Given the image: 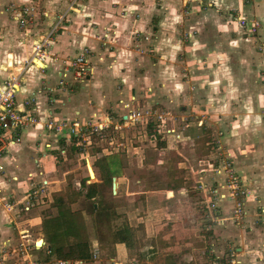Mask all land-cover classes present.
Instances as JSON below:
<instances>
[{"label":"crops","instance_id":"crops-1","mask_svg":"<svg viewBox=\"0 0 264 264\" xmlns=\"http://www.w3.org/2000/svg\"><path fill=\"white\" fill-rule=\"evenodd\" d=\"M10 1L0 0V85L24 68L18 87V107L26 110V98L36 96L32 108L41 116L38 124L19 131L20 136L10 143L9 151L1 161L0 245L10 246L12 251L18 249L16 247L24 238L30 242L27 251L33 248L41 252L44 247L47 252L50 251L51 245L45 238L41 237L43 243L38 244L41 238L36 240L33 236V220L43 222L49 209L43 214L41 211L35 213V210L44 207L41 204L43 195L39 196L38 187L41 186V178L50 182L51 193L44 197L49 200L45 205L47 207L51 206L50 197L61 190L66 191L69 185L66 174L70 171L61 168L60 172L58 166L67 160L70 152L77 151L76 129L61 132L48 129L45 124L48 116L66 120L72 127L77 123L84 130L88 123L108 121V133L117 131L123 139L125 128L121 115L127 112L124 103L135 96V101L130 104L135 108L145 100L152 103L156 97H162L161 100L180 110L179 115L172 112L168 117L169 124L178 126L179 119L186 120L181 136L195 139L206 121L199 116L193 119L197 114L195 107L200 104L212 107V112L219 119H224L231 108L240 107L245 101L248 108L244 114L246 118L252 117V112H258V108H264L263 93L256 92L255 98H248V89H251L245 84L251 75L248 65L256 64L251 70L256 76L263 72L264 81V61L253 62L259 52L253 45L254 37L241 25L242 18L264 22V0H77L73 5L71 0H40L37 2V16L27 28H21L12 13L7 12L5 6ZM28 1L12 0V3L21 5ZM60 17L61 23L51 38L44 63L32 61L26 64V59L33 54L35 41L45 36ZM48 28L49 31L43 34ZM85 48L89 50V73L84 81H78L67 73L66 68L69 60ZM64 73H67L66 78ZM61 79L65 81L64 85L60 84ZM257 85L255 83V87ZM150 123L151 119L145 127ZM118 125L121 128H116ZM136 127L142 131L145 128L139 123L127 128L133 131ZM152 130L149 133L158 145L155 125ZM92 138L95 143H89V146H97L95 153L101 152L103 157L116 156V147L109 149L101 145L105 139ZM47 143H51L52 148L46 147ZM73 146L77 147L71 148ZM60 148L66 149L65 154H61ZM81 154L88 161L87 172L82 173L83 177L74 187L81 189L83 195L73 199L75 202L71 204V209L75 211L74 205L82 202V207L78 208L88 221L91 215L85 212L89 199L84 188L88 189L93 182L99 188L104 179L101 166L89 161L90 154ZM128 156L136 157L132 154ZM139 161L136 164L110 165L115 172L111 175L110 184H113V177L117 182L115 197L132 196L126 200H133L134 206L144 209L149 204L164 200L165 190L184 192L185 186L177 190L172 187L168 190L147 187L155 161ZM36 167L41 168L44 174L34 176V181L30 174ZM93 169L95 178L91 180L89 176L93 175ZM202 179L200 176L197 181L200 183ZM216 189L218 186L213 191ZM218 190L216 193L220 195ZM225 200L220 197L217 201L221 203ZM26 205L29 209L24 208ZM149 218L155 216H141L139 212L136 220L129 219V226L137 236L140 235L138 232L147 237L151 236V232L154 234ZM86 226L88 234H92L89 240L91 258L87 264H164L161 256H155L154 241V245H149L153 251L147 254L140 252L138 258L127 244L114 241L110 257H107L96 236V225ZM39 234L42 235V232ZM236 249L237 253L232 252V260L238 259L241 264H260L253 258L246 261L242 246H236ZM94 250H98L96 259L92 256ZM27 253L25 257L30 255ZM50 260L44 264H51ZM218 261L213 257L210 263Z\"/></svg>","mask_w":264,"mask_h":264},{"label":"rangeland","instance_id":"rangeland-1","mask_svg":"<svg viewBox=\"0 0 264 264\" xmlns=\"http://www.w3.org/2000/svg\"><path fill=\"white\" fill-rule=\"evenodd\" d=\"M39 1L30 0L26 3V5L34 7L32 14L34 19L37 16V11H39L37 8ZM8 5H12V0L5 6L7 12L12 13L7 9ZM22 5L24 6V4L20 6L23 7ZM256 20L258 19H254V21ZM48 31L49 28L43 34ZM248 33L254 37L253 45L259 52L257 59L253 62H263V20L261 22L259 20L256 30ZM253 66L256 67L257 65H252V63L248 65L251 75H249L248 83L245 82L248 88H251L248 89L250 96L248 98L251 96L255 98L256 92L264 94L263 72H261V76H256L255 72L251 70ZM257 78L260 79L258 82ZM255 83L258 84L257 87H255ZM240 84L239 82L238 85ZM245 98L246 96L244 100ZM161 99L162 97H156L155 102L152 103L147 102V100L141 101L139 106L147 118L151 119L150 126L145 127L144 131L141 128L137 129V127L133 131H128L129 128L127 127L135 126V123H125L123 139L122 134L115 139L116 143H120L119 147L114 149L115 152L117 151L116 156L109 157H115L117 163L121 164H136L140 162L139 160L143 163L155 161V169L150 172L152 177L147 187H160L167 190L172 187L177 190V188L185 186L184 192H174V189H172L173 191L169 190V192L165 190L164 200L149 204L143 209L134 206L133 200H126L127 197L131 198L132 196L115 197L110 182L104 181L97 189L96 197L89 199L86 203L85 212L87 215H91V220H84L85 224L96 225V236L100 240L104 252L106 251L107 257H110L112 243L120 241L116 238L118 228L129 226V219L136 220L137 214L140 212L141 216H149L150 214L155 216V218L148 220L151 224L153 223L150 229L154 231V234L151 232V236L147 237L138 232L140 235L137 236L132 230L134 237L131 248L136 254V258L139 257L138 253L140 252L147 254L153 251L149 245H154V241L155 256H161V259H164V264H211L210 261L213 257L214 260H220L216 264H231L232 252L237 253L236 246L243 247V257L246 261L253 258L258 260L260 264H264V108H258V112H252V117L246 118L244 114L248 108L245 101L240 107L231 108L224 119H219L212 112V107L206 108L203 107L204 104H200L195 107V114H197L195 117L192 116L194 120H196V116L206 119L203 122V127L200 125L201 130L198 137L195 139H188L183 136L176 138L175 133L165 134L162 130L173 126L169 124L168 117L172 115V112L179 115L180 110ZM162 121L165 122L162 123ZM154 125L155 140L158 141V145L156 141L153 142L149 133L153 131ZM186 125V120L179 119V125L176 127L182 133ZM54 131L58 132L56 129ZM88 138L89 135H85L82 139H76L78 141L77 151L70 152L67 160L59 163L60 172L61 168L70 171L66 174L67 184L69 183L68 188L66 191H60L65 196L73 188H75L74 190L77 189L74 187L77 185L76 182L81 180L83 172H87V159L82 157V150L84 154L89 153V161H93L97 165L104 164V159L109 158L104 157L102 160L103 154L101 152L95 153L97 146H89V143L84 141ZM105 142H102L101 145L112 149V145L107 141ZM93 143L95 142L93 141ZM137 149L139 152L135 153L134 151ZM131 154L138 159L134 156H128ZM39 167L34 169L33 176L44 174ZM200 176L203 177L202 182H200L204 184L202 188L197 181ZM89 177L91 180L95 178L94 169L93 175L91 174ZM33 178L35 181V177ZM43 179L46 180L47 178H41V182ZM237 180L239 185L236 184ZM49 183L47 180L46 183L42 182V187H38L39 196L43 195L41 204L44 207H41V210H35V213L41 211L43 214L49 208L45 216H52L58 212V208L54 207L53 204L45 207L49 200L44 197L51 193ZM215 185L218 186L220 193L224 196L217 195L216 191H213ZM86 190L85 187L84 191ZM232 193L233 197H231ZM82 195H79L75 200ZM53 196L50 198L53 199ZM219 196L226 200L221 203L218 202ZM75 200L70 202V208ZM81 203L78 202L74 205L75 211H81L78 208ZM154 205L155 209L153 208ZM50 207H54V210ZM239 207H242L241 213L237 212ZM92 215H94V220ZM80 217L83 218L82 215ZM33 221L34 238L36 240L41 237L45 238L42 220ZM40 231L42 235L39 234ZM86 232L88 233L87 226ZM91 235L88 234L89 240ZM5 245L3 243L0 245V264H26L28 260L35 259L42 263L51 259V264L56 262V264H61L56 256L49 255L46 247L41 252L33 248H29L28 251L19 248L12 251L10 246ZM230 249L231 251H229ZM159 251H162V254H159ZM27 252L30 255L25 257ZM79 260L84 262L77 263L78 260L74 259L63 261L70 264L88 263L87 260Z\"/></svg>","mask_w":264,"mask_h":264},{"label":"built area","instance_id":"built-area-1","mask_svg":"<svg viewBox=\"0 0 264 264\" xmlns=\"http://www.w3.org/2000/svg\"><path fill=\"white\" fill-rule=\"evenodd\" d=\"M77 0H71L73 5ZM20 5H15L12 3L11 6L7 7L8 10L12 11L13 18L18 22L21 28H27L30 24L33 23V9L34 7L28 6L24 4L23 7H19ZM61 23V17L59 18L58 22L52 25L51 30L45 35L42 36L41 39L35 41L33 45V54L30 58L26 59L25 63L28 64L29 62H40L44 63L46 57L48 56V49L50 46L51 38L53 34L57 31L59 24ZM257 21H248L245 18L241 19V25L246 27L248 32L256 30L257 28ZM89 50L85 48L84 50L77 52L75 56H73L67 66V73L71 74V77L78 81H84L87 78L89 73ZM43 65V64H42ZM24 68L20 69V71L16 74L10 75V77L3 83V86H0V169L2 168V159L9 151V145L14 140H17L20 135L19 131L24 130L27 127L34 126L41 121V116L39 113L35 112V109L32 108L36 101V96H30L26 98L25 104L27 106L26 110H20L18 107V86L20 87L21 78H22V71ZM67 73H64V78H66ZM61 85L65 84V81L61 79ZM129 102L124 103V107L127 109V112L123 116V119L129 122H139L144 127L149 122V118H147L144 111L141 107L131 108V103H133L136 99L135 96L130 98ZM165 121H162V123ZM46 128L48 129H56L57 131L61 132L65 129H69L70 131L75 129H80L89 134V138L84 140L86 143H93V136L98 137L99 139H105L112 147H118L120 143H116L115 139L120 136V133L114 131L112 134L108 133L109 129V122L103 121L99 123H88L85 126V130L79 126L77 123L72 125L66 120H58L53 116H48L46 119ZM56 125V128H52ZM116 128H120V125L116 126ZM163 133H175L176 138H181V132L178 130L176 126L168 127L167 129L162 130ZM18 134V135H16ZM174 136V135H173ZM17 138V139H16ZM83 141V142H84ZM118 142V141H117ZM46 147L52 148L51 143H47ZM61 154H65L66 150L64 148H60ZM43 174V173H42ZM41 174V175H42ZM33 174H30V178H33ZM43 183L47 182L46 180H42ZM42 182L40 181L41 185ZM239 185L238 180L236 182ZM204 184L200 183V188H202ZM42 187V186H40ZM218 189H216L217 191ZM219 191V190H218ZM221 194V193H219ZM224 196V194H221ZM233 193L231 197H233ZM25 209H29V206L26 205ZM237 212H242V207L237 209ZM29 239L24 238L22 242L19 243L17 248L26 251L29 246ZM92 256L94 259L98 256V250L92 251ZM233 256V254H232ZM232 264H239L240 261L238 259H231ZM77 263H83L84 261L78 260ZM61 264L64 261L60 262ZM26 264H44L39 260H28ZM76 264V263H75ZM99 264H105L100 262ZM241 264V263H240Z\"/></svg>","mask_w":264,"mask_h":264},{"label":"trees","instance_id":"trees-1","mask_svg":"<svg viewBox=\"0 0 264 264\" xmlns=\"http://www.w3.org/2000/svg\"><path fill=\"white\" fill-rule=\"evenodd\" d=\"M74 147L76 146H73L72 148ZM103 159L104 157L102 160ZM104 160L105 163L100 164L102 168V176L104 181L110 182L111 175L115 173L114 170L110 168V165L116 164L117 160L114 157ZM97 189L98 187L96 183L89 184L88 189L85 192L86 197L88 199L95 197ZM81 194H83L81 189L78 191L71 190L67 193V196L60 191L56 192L53 194L54 196L51 204L58 208V212L55 215L43 218L42 228L44 230L45 239L47 243L51 245L49 253L60 260H89L91 258L89 238L88 233L86 232L83 212L80 214V212L71 210L69 206L70 202ZM80 215H82L83 218H81ZM132 230L133 229L127 225L118 228L116 233V238L127 244L129 248H131L133 244L132 238L134 237V234Z\"/></svg>","mask_w":264,"mask_h":264},{"label":"bare ground","instance_id":"bare-ground-1","mask_svg":"<svg viewBox=\"0 0 264 264\" xmlns=\"http://www.w3.org/2000/svg\"><path fill=\"white\" fill-rule=\"evenodd\" d=\"M4 84H2V85H0V86H3ZM19 87V86H18ZM34 95V94H33ZM123 116L124 115H121V118H122V121H123V125L125 124V123H128L129 121H126V120H124L123 119ZM135 124L137 123H139V122H134ZM120 128H121V126H120ZM108 131H109V129H108ZM74 135L77 137V139L79 138V139H82V138H84L85 137V135H89L87 132H85V131H83V130H80V129H76L75 130V133H74ZM15 141V140H14ZM14 141L12 142V143H14ZM83 151V150H82ZM81 151V152H82ZM84 152V151H83ZM90 170V169H89ZM116 178V177H115ZM113 189V188H112ZM115 190H116V186H115ZM43 243V241H40L38 244H42ZM35 245V244H34Z\"/></svg>","mask_w":264,"mask_h":264},{"label":"water","instance_id":"water-1","mask_svg":"<svg viewBox=\"0 0 264 264\" xmlns=\"http://www.w3.org/2000/svg\"><path fill=\"white\" fill-rule=\"evenodd\" d=\"M88 162V161H87ZM117 185V182H116V178L115 177H113V184H112V188H113V193H115L116 192V190H115V186ZM41 241H43V238H41L40 239Z\"/></svg>","mask_w":264,"mask_h":264}]
</instances>
